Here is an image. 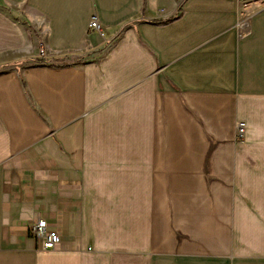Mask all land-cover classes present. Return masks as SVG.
<instances>
[{
	"label": "crops",
	"instance_id": "obj_1",
	"mask_svg": "<svg viewBox=\"0 0 264 264\" xmlns=\"http://www.w3.org/2000/svg\"><path fill=\"white\" fill-rule=\"evenodd\" d=\"M243 4L0 0V264H264V5Z\"/></svg>",
	"mask_w": 264,
	"mask_h": 264
},
{
	"label": "built area",
	"instance_id": "obj_2",
	"mask_svg": "<svg viewBox=\"0 0 264 264\" xmlns=\"http://www.w3.org/2000/svg\"><path fill=\"white\" fill-rule=\"evenodd\" d=\"M88 30L96 33L102 38L106 37V27L94 17L91 18L88 23ZM38 55H45L43 42L39 43ZM243 127L244 125L242 122L237 123L238 134H242ZM30 230L36 238L41 240L42 246L44 248L55 249L60 245V234L56 230L48 228L45 218H38L34 223L31 224Z\"/></svg>",
	"mask_w": 264,
	"mask_h": 264
},
{
	"label": "rangeland",
	"instance_id": "obj_3",
	"mask_svg": "<svg viewBox=\"0 0 264 264\" xmlns=\"http://www.w3.org/2000/svg\"><path fill=\"white\" fill-rule=\"evenodd\" d=\"M240 1H242V3H244L243 4V6L246 4V3H248V6H249V10H248V13H250L253 9H257V8H259V7H261V6H263L264 5V0H240ZM246 6V5H245ZM22 20V19H21ZM41 58H43V56H40L39 55V58H37L36 60H35V62H39V61H42V59ZM35 62H33V61H26L25 62V65L26 64H33V63H35ZM6 69H8V67H4V66H2L1 68H0V73L1 72H3V71H5Z\"/></svg>",
	"mask_w": 264,
	"mask_h": 264
},
{
	"label": "trees",
	"instance_id": "obj_4",
	"mask_svg": "<svg viewBox=\"0 0 264 264\" xmlns=\"http://www.w3.org/2000/svg\"><path fill=\"white\" fill-rule=\"evenodd\" d=\"M154 23H155V22H154ZM36 63H41V61H39V62L37 61Z\"/></svg>",
	"mask_w": 264,
	"mask_h": 264
}]
</instances>
